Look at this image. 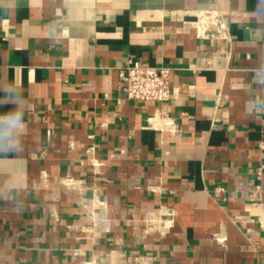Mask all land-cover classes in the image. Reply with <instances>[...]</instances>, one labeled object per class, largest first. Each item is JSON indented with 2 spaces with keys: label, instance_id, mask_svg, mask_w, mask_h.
<instances>
[{
  "label": "crops",
  "instance_id": "0c3cea01",
  "mask_svg": "<svg viewBox=\"0 0 264 264\" xmlns=\"http://www.w3.org/2000/svg\"><path fill=\"white\" fill-rule=\"evenodd\" d=\"M208 8L226 39L198 34ZM128 57L168 66L172 97L116 100ZM17 110L0 264H264V0H0Z\"/></svg>",
  "mask_w": 264,
  "mask_h": 264
},
{
  "label": "built area",
  "instance_id": "2783aa9c",
  "mask_svg": "<svg viewBox=\"0 0 264 264\" xmlns=\"http://www.w3.org/2000/svg\"><path fill=\"white\" fill-rule=\"evenodd\" d=\"M199 19L206 24L199 35L211 39H226V23L218 10L204 9ZM169 74L170 68L166 65H151L128 57L119 70L116 100L154 101L160 105L173 95ZM223 190L221 185L214 187L215 192ZM161 211L164 212V219L161 229L157 230L163 232L169 226L171 216L167 209Z\"/></svg>",
  "mask_w": 264,
  "mask_h": 264
},
{
  "label": "clouds",
  "instance_id": "9594fccd",
  "mask_svg": "<svg viewBox=\"0 0 264 264\" xmlns=\"http://www.w3.org/2000/svg\"><path fill=\"white\" fill-rule=\"evenodd\" d=\"M22 127V114L18 110L5 117H0V137L2 138H10L15 130Z\"/></svg>",
  "mask_w": 264,
  "mask_h": 264
},
{
  "label": "bare ground",
  "instance_id": "6f19581e",
  "mask_svg": "<svg viewBox=\"0 0 264 264\" xmlns=\"http://www.w3.org/2000/svg\"><path fill=\"white\" fill-rule=\"evenodd\" d=\"M76 183V182H75ZM150 223H152L155 227H159L160 222V213L156 212L152 214V217L149 219Z\"/></svg>",
  "mask_w": 264,
  "mask_h": 264
}]
</instances>
